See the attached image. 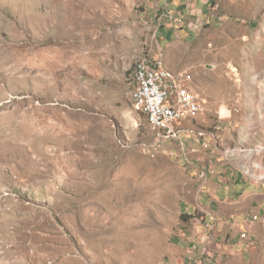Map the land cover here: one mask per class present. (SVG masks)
I'll return each instance as SVG.
<instances>
[{
    "label": "rangeland",
    "instance_id": "1",
    "mask_svg": "<svg viewBox=\"0 0 264 264\" xmlns=\"http://www.w3.org/2000/svg\"><path fill=\"white\" fill-rule=\"evenodd\" d=\"M219 3L0 0V264L181 263L199 169L264 180V0ZM162 55L207 100L187 158L131 97Z\"/></svg>",
    "mask_w": 264,
    "mask_h": 264
},
{
    "label": "crops",
    "instance_id": "2",
    "mask_svg": "<svg viewBox=\"0 0 264 264\" xmlns=\"http://www.w3.org/2000/svg\"><path fill=\"white\" fill-rule=\"evenodd\" d=\"M181 1L182 7L186 6L184 13L195 14L201 21L214 20L220 13L219 0ZM178 19L177 23L185 27L200 26L194 19L183 22V15ZM165 63L172 69L166 60ZM208 169L210 173L200 188L199 202L191 204L186 212L200 217L190 219L191 235L181 244L184 253L181 264H196L199 260L205 264H264V180H254L220 164ZM203 219L216 222L205 257L198 250L189 251L191 242L204 231L200 223ZM242 232L247 237L243 238Z\"/></svg>",
    "mask_w": 264,
    "mask_h": 264
},
{
    "label": "built area",
    "instance_id": "3",
    "mask_svg": "<svg viewBox=\"0 0 264 264\" xmlns=\"http://www.w3.org/2000/svg\"><path fill=\"white\" fill-rule=\"evenodd\" d=\"M165 15L169 17V14H163L161 19H167ZM173 19L180 22L176 17ZM134 78L136 88H131L133 103L139 105V110L147 113L152 130L153 122H162V130H153L157 139L178 140L186 157L189 151H199L196 145L188 146L184 134L201 138L205 136V131L195 128L183 129L181 122L203 113L207 108V100L187 82L185 73L168 68L163 56H159L148 60L147 64L141 67V75H135ZM207 175V168L201 167L199 178L202 184L205 183ZM202 223L204 231L199 238L191 242L189 251L193 253L198 250L200 255L205 257L208 254V244L216 230V222L203 219ZM241 236L245 238L247 233L242 232ZM196 264L205 263L199 260Z\"/></svg>",
    "mask_w": 264,
    "mask_h": 264
},
{
    "label": "bare ground",
    "instance_id": "4",
    "mask_svg": "<svg viewBox=\"0 0 264 264\" xmlns=\"http://www.w3.org/2000/svg\"><path fill=\"white\" fill-rule=\"evenodd\" d=\"M150 59L151 58H145L137 65L136 70L134 72V76L135 75H141V67L146 65L148 60H150ZM134 76H133V80L130 83L131 84V88H136V81H135ZM134 106H135L136 109L139 110V105L138 104H134ZM153 130H162V122H153Z\"/></svg>",
    "mask_w": 264,
    "mask_h": 264
},
{
    "label": "trees",
    "instance_id": "5",
    "mask_svg": "<svg viewBox=\"0 0 264 264\" xmlns=\"http://www.w3.org/2000/svg\"><path fill=\"white\" fill-rule=\"evenodd\" d=\"M182 217L183 218H185V217H189L190 219L191 218H198V217H200V215H198V214H190V215H188V214H182Z\"/></svg>",
    "mask_w": 264,
    "mask_h": 264
}]
</instances>
